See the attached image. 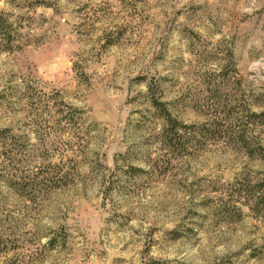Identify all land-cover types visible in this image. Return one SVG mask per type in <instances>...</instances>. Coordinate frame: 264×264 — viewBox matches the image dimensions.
Returning <instances> with one entry per match:
<instances>
[{
    "label": "rangeland",
    "instance_id": "obj_1",
    "mask_svg": "<svg viewBox=\"0 0 264 264\" xmlns=\"http://www.w3.org/2000/svg\"><path fill=\"white\" fill-rule=\"evenodd\" d=\"M0 15V264H264V0Z\"/></svg>",
    "mask_w": 264,
    "mask_h": 264
},
{
    "label": "trees",
    "instance_id": "obj_2",
    "mask_svg": "<svg viewBox=\"0 0 264 264\" xmlns=\"http://www.w3.org/2000/svg\"><path fill=\"white\" fill-rule=\"evenodd\" d=\"M3 21V19L1 18V15H0V22H2ZM1 24V23H0ZM3 24H6L5 23V20H4V23ZM7 25V24H6ZM7 30L5 29V32H6ZM8 32V31H7ZM155 106H157V108L159 109V110H161L163 113H162V115H163V117H166L165 119H167V120H171V118H170V113L168 112V111H166L165 109H164V107H160L161 106V103L158 101V100H156V99H154L153 100V102H152ZM261 116H263L264 117V112L263 113H261Z\"/></svg>",
    "mask_w": 264,
    "mask_h": 264
}]
</instances>
